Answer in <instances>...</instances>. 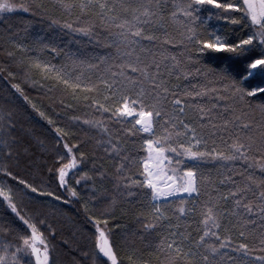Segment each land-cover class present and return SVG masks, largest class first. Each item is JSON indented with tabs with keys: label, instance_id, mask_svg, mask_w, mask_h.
<instances>
[{
	"label": "snow or ice",
	"instance_id": "obj_1",
	"mask_svg": "<svg viewBox=\"0 0 264 264\" xmlns=\"http://www.w3.org/2000/svg\"><path fill=\"white\" fill-rule=\"evenodd\" d=\"M0 22V264H264V0H0Z\"/></svg>",
	"mask_w": 264,
	"mask_h": 264
},
{
	"label": "trees",
	"instance_id": "obj_2",
	"mask_svg": "<svg viewBox=\"0 0 264 264\" xmlns=\"http://www.w3.org/2000/svg\"><path fill=\"white\" fill-rule=\"evenodd\" d=\"M27 14L23 13H17L14 14L11 17V21L15 22L17 19V16L26 17ZM215 22H209L210 26L214 24ZM0 27H3V23L0 22ZM39 29V26H37V30ZM79 40L80 43H76L75 41ZM57 42L60 43L61 47H64L65 44L68 45V47L73 51L77 52L78 50L83 52H91L92 51V45L89 44L86 40V38L83 37H73L71 35H65V34H59L57 36ZM221 54H211L208 56L206 62L209 64H212L213 66H217V64H220L222 66V60H221ZM55 62V61H54ZM2 76V74H0ZM14 90H11L10 87L6 84L5 81H3L2 78H0V96H7L10 92ZM26 93L37 100H41L42 103L47 106L49 101L46 98L42 97V94L39 93L36 90H29L26 88ZM16 105H22L24 102L22 99H16L15 97H11ZM29 120L26 121V126L32 127L35 133L40 136L42 139H45L46 142H51L53 133L51 132V126L47 124V121L39 117L35 112H33L30 108L28 109ZM50 115H53L51 112H49ZM71 114V113H70ZM54 119H57L58 123H61L63 126L64 121L57 118L55 115H53ZM73 131H76V128L73 127ZM79 134V133H78ZM80 205L79 204H70V205H63L62 211L64 213L63 216L57 215L50 219V222L53 223L54 227L57 229V240L59 241L61 238L68 239V240H74L76 239V236L79 235V233H76L74 236L73 233L76 231V228L83 224V215L79 212ZM90 227V226H89ZM117 242H120V236L116 235L114 237Z\"/></svg>",
	"mask_w": 264,
	"mask_h": 264
}]
</instances>
